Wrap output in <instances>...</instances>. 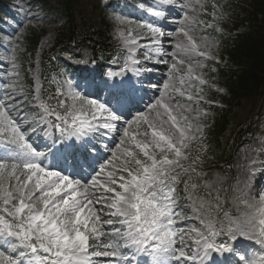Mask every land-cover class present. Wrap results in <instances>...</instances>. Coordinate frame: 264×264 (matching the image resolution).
Listing matches in <instances>:
<instances>
[{
	"label": "snow or ice",
	"instance_id": "6c2138e0",
	"mask_svg": "<svg viewBox=\"0 0 264 264\" xmlns=\"http://www.w3.org/2000/svg\"><path fill=\"white\" fill-rule=\"evenodd\" d=\"M208 4L138 0L146 19L106 4L117 69L68 57L87 67L43 80L30 68L31 84L25 26L0 33L10 66L0 76V264H264V185L253 183L264 135L232 183L202 167L210 113L200 104L215 102L201 70L219 58L199 33L222 31L225 18ZM159 65L166 76H154Z\"/></svg>",
	"mask_w": 264,
	"mask_h": 264
},
{
	"label": "trees",
	"instance_id": "16d2710c",
	"mask_svg": "<svg viewBox=\"0 0 264 264\" xmlns=\"http://www.w3.org/2000/svg\"><path fill=\"white\" fill-rule=\"evenodd\" d=\"M83 1L86 0H61L62 14L57 28L56 48L51 52L53 56L44 57V78L55 74L57 55L66 53L70 47L89 44L105 55L110 52L112 41L109 30L92 33L87 22L77 24L75 7ZM216 3L223 6L225 13V18L217 21L222 31L209 28L208 34L216 45L215 56L228 65L212 63L205 77L225 88L227 95L222 98L213 93L206 95L207 100L221 102L225 108H213L215 118L207 123V151L203 169L208 168L209 164H218L219 168L231 164L232 153L227 156L228 153L222 151L220 145L229 131L230 109L253 97L264 98V0H216ZM207 7L211 11V3ZM203 19L211 21L212 17L204 15ZM107 29H110L108 25ZM25 39L29 50L33 51L39 35L32 31L26 34ZM213 68L216 70L212 71Z\"/></svg>",
	"mask_w": 264,
	"mask_h": 264
},
{
	"label": "rangeland",
	"instance_id": "374dc122",
	"mask_svg": "<svg viewBox=\"0 0 264 264\" xmlns=\"http://www.w3.org/2000/svg\"><path fill=\"white\" fill-rule=\"evenodd\" d=\"M115 1L116 0H86L75 7V12L78 16V19L82 18L95 29L110 30V36L114 38L113 28L110 23V15L112 9L106 8L105 5H112V3ZM0 3V33H6L9 36H12L17 31V29H20V27L23 25L25 26L23 28L25 36L26 34L32 31L39 35V43L38 46L34 49V53L29 50L26 43V39L24 37L25 51L20 54L22 73L24 77L27 76V79L31 80V74L28 72V69H36L37 67H39L40 56L42 55V53L44 51H48L54 46V39L56 38V29L58 27V22L60 18V2L59 0H0ZM115 7L118 11H121V6ZM37 16L40 17L39 20L36 19ZM203 16L204 15L201 14L202 19ZM17 18H19V25L15 26L13 25V20H17ZM29 20H31L32 23H29ZM107 25L108 27H110V29H107ZM199 35L207 36L206 29L200 32ZM207 37L209 38V41L213 43L211 38L209 36ZM115 40L118 41L117 39ZM141 42L143 43V41ZM0 47L2 50L0 52V56H7L9 53L3 46V42H1ZM141 51H143V49H141ZM72 52L73 54L78 55L80 57L87 56L90 59L92 57L91 51L87 47L83 48L82 50H73ZM212 52L214 55L215 47L212 49ZM68 57L70 56L60 58V64H69L70 66H72L70 74L75 73L74 70L79 69V67L81 69L87 67L86 65H78L72 63V61H70ZM213 61L215 60L205 61L207 66L201 70L204 75L205 73H207V67L210 66ZM5 68H9L10 70V66L4 65L3 62H0V76L4 75ZM162 73L164 74V71ZM207 86L212 88L214 91L217 89L216 86H209L208 84H205L202 87L203 89H205V87ZM200 107L206 109L210 113L205 123L211 121L213 113L207 109L208 106L205 103L201 102ZM230 123L232 125V136L237 135L239 133H243V131H247V133L249 134L248 138L243 141L244 144L238 145L236 147L233 167L225 171L215 169L205 171L208 173V176L206 177L208 179L213 178L217 175L225 176L226 174H230L228 180L226 181V184L232 183L233 178L237 176L238 172H242V169H239L237 165L238 163L244 162L243 158L247 152L246 146L249 144L259 143V137L261 135H264V99H248L243 102L239 108L233 109L231 112ZM238 137L241 138L242 134ZM261 158L264 159V155H262ZM259 166V164L255 165V167ZM260 181L261 176L260 172H258L253 182L254 187L259 185Z\"/></svg>",
	"mask_w": 264,
	"mask_h": 264
},
{
	"label": "bare ground",
	"instance_id": "6f19581e",
	"mask_svg": "<svg viewBox=\"0 0 264 264\" xmlns=\"http://www.w3.org/2000/svg\"><path fill=\"white\" fill-rule=\"evenodd\" d=\"M169 30H171V28ZM164 67H166V66H164Z\"/></svg>",
	"mask_w": 264,
	"mask_h": 264
}]
</instances>
